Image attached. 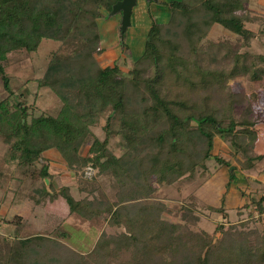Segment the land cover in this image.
Instances as JSON below:
<instances>
[{"label":"trees","instance_id":"1","mask_svg":"<svg viewBox=\"0 0 264 264\" xmlns=\"http://www.w3.org/2000/svg\"><path fill=\"white\" fill-rule=\"evenodd\" d=\"M116 1L0 0L4 89L10 90L5 71L9 53L35 51L42 38L61 40L70 47L64 54L53 53L45 75L37 80L62 100L56 115L34 114L33 105L9 97L0 100V138L7 145L3 158L8 171L40 181L38 192L47 194L50 161L44 152L53 149L70 169L90 164L100 177L113 178L119 200L101 209L86 199H74L66 186L60 189L70 213L100 216L110 225L123 226L113 251L118 253L122 246L132 257L122 264H143L152 257L168 261L179 246L184 247L185 233L198 251L190 264H264V235L255 228L245 229L241 223L225 229L218 223L211 233L200 230L190 235L192 231L185 232L180 224L162 220L161 208L146 199L154 190L153 182L169 184L192 177L198 167L207 170L205 160L213 158L227 167L228 184L236 172L242 173L244 182L237 186L245 197L241 208L264 211V197L256 199L246 191L250 171L264 159L256 149L264 132V112L257 109L249 119L237 114L240 100L227 82L239 75H264V54L246 49L256 37L248 23L257 20L245 9L248 0H157L168 6V20L150 22L141 52L127 72L117 62L103 66L96 59L103 50L96 20ZM213 24L239 37L245 49L238 51L229 42L199 46ZM124 33L120 32L121 39ZM227 59L230 64L221 67L218 60ZM103 113L104 137H93L81 154V143L91 134L89 127ZM114 136L125 148L120 156L108 148ZM215 138L225 143L228 159L212 154ZM140 194L146 197L132 201ZM208 208L226 216L221 203ZM40 239L1 237L0 264H25Z\"/></svg>","mask_w":264,"mask_h":264},{"label":"rangeland","instance_id":"2","mask_svg":"<svg viewBox=\"0 0 264 264\" xmlns=\"http://www.w3.org/2000/svg\"><path fill=\"white\" fill-rule=\"evenodd\" d=\"M245 9L251 16L257 18L254 23H248V27L255 31L256 37L250 40L246 49L250 54H264V0H248ZM102 12L103 15L96 23L103 50L96 55V59L103 66L117 62L124 72L129 70L136 55L140 54L150 22H166L170 15L168 6L159 5L157 0H136L130 16V26L121 39V13L110 14L105 9H102ZM217 42H229L238 51L245 49L241 46L239 37L218 24L210 27L198 45L206 48ZM69 49L70 47L61 40L42 38L35 51L20 49L9 53L5 71L10 90L4 89L0 79V100L9 97L12 102L33 105L34 114L45 112L56 115L62 107V100L49 87H40L37 80L45 75L53 53L64 54ZM220 61L218 60V63L223 68L230 64L229 59ZM256 76L252 78L248 74L239 75L228 78L227 81L240 100L237 104V114L248 119L254 116L257 109L264 112V75L259 73ZM105 116L106 113L101 114L89 127L91 134L81 143L79 148L81 154H85L93 137L98 139L104 137ZM214 142L212 154L228 159L225 143L218 138H215ZM6 148L7 145L0 138V171L3 172L0 178V240L1 237H40L25 264H122L123 261L130 260L132 256L128 249L124 250L119 246L118 253L113 251L117 248V240L124 231L123 226L110 225L100 216L87 218L78 213H70L61 196L60 188L66 186L74 199H86L94 208L101 209L112 203L115 205L119 196L113 178L108 174L100 177L98 169L93 166L92 174L87 177L84 170L90 164L70 169L59 153L50 149L44 152V157L50 161V177L49 180L45 179V185L50 186L47 194H40L38 192L41 188L40 181L32 182L24 178L25 174L22 172L8 171V164L3 158ZM108 148L116 156L125 151L118 136L110 139ZM262 148L263 146H256L258 151ZM240 158L242 157L239 156ZM234 163L236 164V161ZM259 163L257 162V167ZM205 165L207 170L198 167L192 177L184 176L169 184L153 182L154 190L148 197L140 194L132 201L137 202L146 197L149 201L157 203L161 208L162 220L168 224H180L185 232L192 231L190 235H193V231L200 230L211 233L218 223L225 229L230 224L239 226L244 223L245 229L255 228L258 234L264 235V211L260 213L253 206L248 209L240 207L237 219L236 210L229 206V204L238 206L245 198L236 190L242 180L238 182L235 175L234 181L225 187L218 183L226 179L227 167L217 163L213 158L205 160ZM254 173L256 172L252 174ZM215 184H218L221 191L224 190L225 198L229 197L227 200L229 208L226 210L224 208L226 216L208 208L213 206L208 203V196ZM258 187H261L259 190L256 189L258 191L254 187L247 188L249 191L247 193L252 196L260 195L263 187L260 185ZM217 198L213 203L218 207L220 203ZM184 235L181 240L184 247L179 246L175 257H169L168 261L152 257L147 262L143 261V264H190L198 251L191 244L192 238L186 233ZM217 237L213 239V243Z\"/></svg>","mask_w":264,"mask_h":264},{"label":"crops","instance_id":"3","mask_svg":"<svg viewBox=\"0 0 264 264\" xmlns=\"http://www.w3.org/2000/svg\"><path fill=\"white\" fill-rule=\"evenodd\" d=\"M262 140H258V145L257 146H263V148L260 150L262 153H264V132H263V135H262V138H261ZM215 143V142H214ZM215 145V144H214ZM264 159L262 160V161H260V163H259V165H258V167H257V170H253V171H250V173H249V176H250V179L248 180V181H246L247 182V188H249V187H254L255 188V190L258 188V190H259V188L261 189V187H258V185H260V186H262L263 187V192L260 194V195H255L254 194V196L253 197H255L256 199L257 198H259L260 196H263L264 197ZM228 170V169H227ZM253 172H256V173H254V174H252ZM242 173H238V172H236V177L238 178V182H240L241 180L244 182V179H242L241 177H240V175H241ZM241 179H240V178ZM218 184H222L223 186H225V187H227V185H228V174H227V177H226V179H223L222 180V182L221 183H218ZM218 184H215V185H213V187H211V193H209V196H208V203H210L211 205H213L214 207H217V205H214V201L216 200L215 198H217V196L219 195V197L217 198V200H218V202L219 203H222V204H224V208H225V210H226V208H229L228 207V202H227V200H228V198L229 197H227V198H225V192H224V190H222L221 191V188L219 189V187H218ZM242 184V183H241ZM246 184V183H245ZM215 186H217L218 187V190H219V192L217 191V187H215ZM238 192H239V190L238 189H236ZM258 190H256V191H258ZM247 191V190H246ZM224 192V193H223ZM247 192H249V191H247ZM239 195H240V193H239ZM227 202V203H226ZM244 203V198H243V200L241 201V203L238 205V206H236V205H231V204H229V206L231 207V208H234L235 210H236V213H237V219H238V216H239V214H240V207H242V204ZM262 205H263V207H264V200H263V203H262ZM239 208V209H238ZM237 219H235V220H237Z\"/></svg>","mask_w":264,"mask_h":264},{"label":"water","instance_id":"4","mask_svg":"<svg viewBox=\"0 0 264 264\" xmlns=\"http://www.w3.org/2000/svg\"><path fill=\"white\" fill-rule=\"evenodd\" d=\"M156 1V0H154ZM136 0H117L111 7L110 14L120 12V32H124L130 26V16Z\"/></svg>","mask_w":264,"mask_h":264},{"label":"built area","instance_id":"5","mask_svg":"<svg viewBox=\"0 0 264 264\" xmlns=\"http://www.w3.org/2000/svg\"><path fill=\"white\" fill-rule=\"evenodd\" d=\"M93 172V167L91 165L87 166L84 170L85 176L90 177Z\"/></svg>","mask_w":264,"mask_h":264}]
</instances>
